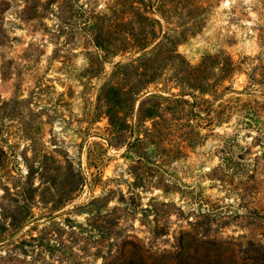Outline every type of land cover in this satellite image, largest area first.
<instances>
[{
	"label": "rangeland",
	"instance_id": "374dc122",
	"mask_svg": "<svg viewBox=\"0 0 264 264\" xmlns=\"http://www.w3.org/2000/svg\"><path fill=\"white\" fill-rule=\"evenodd\" d=\"M189 2L0 0V264H244L264 244V0ZM140 31L157 39L128 49ZM169 49L240 68L201 118ZM237 97L260 118L235 138L203 110Z\"/></svg>",
	"mask_w": 264,
	"mask_h": 264
},
{
	"label": "trees",
	"instance_id": "16d2710c",
	"mask_svg": "<svg viewBox=\"0 0 264 264\" xmlns=\"http://www.w3.org/2000/svg\"><path fill=\"white\" fill-rule=\"evenodd\" d=\"M128 4H130L133 7H136V5H144L142 3H145V0H125ZM193 3H190L191 6L194 7V11H199L202 9V0H192ZM145 6V5H144ZM148 11L141 10L138 6L137 11L130 15L129 20H132V17L135 15H138L139 18L143 21H145L149 26L154 28L158 24V21L151 16H149ZM198 14H192L190 19L194 23L191 24L190 28L188 30L194 29L197 27V21H198ZM187 30V31H188ZM174 30H171L173 32ZM149 35H152V38L149 42H146ZM181 38L172 37L169 39L168 43L171 45V47H175L178 44V41H182L186 38V31H182ZM157 39L156 33L149 32L148 34H145L144 32L139 33L137 38H134L133 44L126 42L125 45H129L128 49L130 47H133L137 50H145L148 46H150L151 42ZM102 47V45H100ZM127 48L122 49L121 51H126ZM168 61L172 65H179L181 62H179L180 55L177 54L176 50L169 49L168 50ZM148 54L142 55V60L147 57ZM178 60V61H176ZM208 59H204L202 63L197 67H192L190 64L182 62L180 64V67L182 68V74L177 73L176 79L180 83H182L185 88H187L189 91H198L200 93L201 97H195V101L190 104L189 113L191 116L194 117H202V112H200V105L202 103L212 104L210 99H206V95H211L213 98L212 100H218L223 95V83L225 80L229 79L231 76H233L235 73L240 71L239 66L234 63V61L231 58H226L225 62L220 63L218 61L213 64L215 68V72H212V66L211 68L208 67L207 64ZM151 59H147L145 61V64L150 62ZM142 68H144L142 66ZM149 68V67H148ZM146 68V70L148 69ZM145 69V68H144ZM145 73H142L141 76H143ZM144 76H147V82L152 83L157 79L156 76L151 74H145ZM255 81V80H252ZM262 84H264V80ZM254 83V82H252ZM188 95H191V93H186ZM183 102L188 103L187 100H183ZM212 107V106H211ZM211 107L206 108L204 113L206 114V117L212 116V120L214 122V125L222 126L224 120L229 119L231 116L237 117V123L233 127V137H238L240 131L242 129L251 128L253 123L257 121V119L260 118L259 116V110L251 103H244L240 98H233L232 101H227V103H222L216 106L214 109ZM229 123V122H228ZM252 215H256L255 209L253 212H251ZM259 214V213H258ZM256 215L258 217L259 215ZM217 242V244H220L221 240L214 241ZM246 245L249 247L250 253L249 256L246 259H241L244 264H264V244L262 243H256L251 239H248L245 241ZM229 244V243H227ZM222 247V246H221ZM220 261V260H219ZM222 263V262H220ZM231 264H241L239 261L236 260L235 256L232 258Z\"/></svg>",
	"mask_w": 264,
	"mask_h": 264
}]
</instances>
